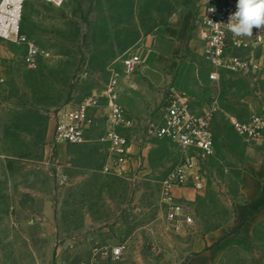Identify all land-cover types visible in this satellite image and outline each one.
Instances as JSON below:
<instances>
[{"label":"rangeland","instance_id":"obj_1","mask_svg":"<svg viewBox=\"0 0 264 264\" xmlns=\"http://www.w3.org/2000/svg\"><path fill=\"white\" fill-rule=\"evenodd\" d=\"M201 8L202 0H68L60 8L25 0L20 31L41 57L30 69L24 45L0 40V264H264V215L237 209L242 175L264 165V141L248 142L230 124L264 113V81L223 74L210 83L201 50L188 44L179 58L146 59L162 51L168 27L187 22L193 40ZM137 56L142 65L125 74L122 62ZM114 73L129 142L122 177L105 172L104 92ZM174 94L198 109L213 100L219 107L215 153L201 166L205 188L173 190L193 220L180 229L162 201L180 151L154 135ZM89 98L97 108L85 142L55 145L57 113ZM116 246L123 255L112 260Z\"/></svg>","mask_w":264,"mask_h":264},{"label":"built area","instance_id":"obj_2","mask_svg":"<svg viewBox=\"0 0 264 264\" xmlns=\"http://www.w3.org/2000/svg\"><path fill=\"white\" fill-rule=\"evenodd\" d=\"M60 8L68 0H41ZM25 0H0V40L25 46L24 61L30 69L36 68L41 57L37 47L21 34ZM237 0H202L198 24L201 56L210 66L208 81L218 84L223 74L246 77L253 82L264 81V30L254 27L252 37H235L224 25L229 16L237 11ZM125 74H131L138 64L135 58L123 62ZM119 75L114 73L104 92L108 108V129L103 138L109 159L105 172L117 177L126 175L129 166V142L122 133L126 127L123 108L118 102ZM3 79L0 77V83ZM97 100L89 98L73 108L60 110L55 117L53 143L55 145H80L93 124L92 112ZM164 114L154 135L160 140L174 143L180 151V160L162 186V201L166 206V218L175 229L191 226L192 218L186 209L175 202L173 190L188 188L200 192L205 188L201 166L214 156L215 136L213 121L219 111L218 101L213 100L205 108H195L186 96L176 94L165 101ZM234 131L251 143L264 141V113L251 115L245 121L231 118ZM124 247L111 249L109 257L118 260Z\"/></svg>","mask_w":264,"mask_h":264},{"label":"crops","instance_id":"obj_3","mask_svg":"<svg viewBox=\"0 0 264 264\" xmlns=\"http://www.w3.org/2000/svg\"><path fill=\"white\" fill-rule=\"evenodd\" d=\"M188 29V23L183 22L164 30L163 37L165 40L161 44L162 51L160 53L157 51L148 53L146 56L147 61L157 60L158 62L164 56L173 59L179 58L182 56L187 44L191 47L197 46L201 50L198 33L193 40L187 41ZM142 59L143 56L142 58L137 56L138 65H142ZM258 90L262 92L264 89L260 87ZM240 197L241 203L237 209L242 216L249 212L264 215V165H259L251 174L244 173L242 175Z\"/></svg>","mask_w":264,"mask_h":264},{"label":"clouds","instance_id":"obj_4","mask_svg":"<svg viewBox=\"0 0 264 264\" xmlns=\"http://www.w3.org/2000/svg\"><path fill=\"white\" fill-rule=\"evenodd\" d=\"M236 7L227 23H210L224 25L235 37H252L254 27L264 30V0H237Z\"/></svg>","mask_w":264,"mask_h":264}]
</instances>
